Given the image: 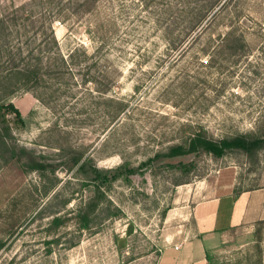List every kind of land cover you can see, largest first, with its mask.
<instances>
[{"label": "rangeland", "instance_id": "1", "mask_svg": "<svg viewBox=\"0 0 264 264\" xmlns=\"http://www.w3.org/2000/svg\"><path fill=\"white\" fill-rule=\"evenodd\" d=\"M6 103L0 264H264V149L168 157L264 138V0H0Z\"/></svg>", "mask_w": 264, "mask_h": 264}, {"label": "trees", "instance_id": "2", "mask_svg": "<svg viewBox=\"0 0 264 264\" xmlns=\"http://www.w3.org/2000/svg\"><path fill=\"white\" fill-rule=\"evenodd\" d=\"M11 117V123L16 127H23L25 122L20 111L12 103L0 104V124H5ZM228 149H242L246 153L264 149V138H247L245 136H237L232 139H224L221 141H213L206 138L200 132L193 133L182 144L170 149L168 157L183 156L198 151L207 152L214 157H220ZM44 207H40L35 215L42 214ZM56 220V219H54Z\"/></svg>", "mask_w": 264, "mask_h": 264}, {"label": "crops", "instance_id": "3", "mask_svg": "<svg viewBox=\"0 0 264 264\" xmlns=\"http://www.w3.org/2000/svg\"><path fill=\"white\" fill-rule=\"evenodd\" d=\"M244 195L245 193H243L235 202L234 216H233L234 225L237 224V220L239 218L240 212L242 211ZM168 260H171V258ZM175 262H177L176 264H207L201 241L195 240L192 243L184 244L181 247L180 254Z\"/></svg>", "mask_w": 264, "mask_h": 264}]
</instances>
